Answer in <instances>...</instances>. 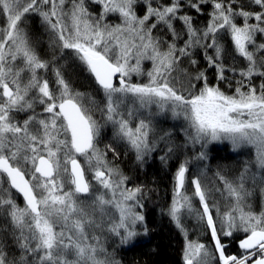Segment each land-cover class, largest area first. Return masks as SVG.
<instances>
[{
	"label": "snow or ice",
	"instance_id": "6c2138e0",
	"mask_svg": "<svg viewBox=\"0 0 264 264\" xmlns=\"http://www.w3.org/2000/svg\"><path fill=\"white\" fill-rule=\"evenodd\" d=\"M121 148L175 163L181 264H264V0H0V264H123L156 189Z\"/></svg>",
	"mask_w": 264,
	"mask_h": 264
},
{
	"label": "trees",
	"instance_id": "16d2710c",
	"mask_svg": "<svg viewBox=\"0 0 264 264\" xmlns=\"http://www.w3.org/2000/svg\"><path fill=\"white\" fill-rule=\"evenodd\" d=\"M206 17H201L200 22H204ZM33 20V25H34ZM32 25V24H31ZM33 30H37L35 26H31ZM86 73L74 76L75 86L81 91H93V86L88 84ZM211 76V73H209ZM259 83V81H256ZM162 119V118H161ZM177 125V120H172L170 117L160 126L170 128ZM111 127L104 129L102 134L103 143H108L111 139ZM101 144V147L103 146ZM122 152L118 163L127 175L133 177L134 183L146 184L149 187L155 188L152 198L147 203V227L148 235L138 238L136 246L128 249L118 250L117 257L123 260V264H181L180 253L183 244L182 237L177 230L172 226L166 215H161V209L166 207L170 199L171 173L174 171L175 163L170 162L167 167L161 165L158 157L162 153L157 152L155 157L149 159L143 168L137 166L134 162V156L124 155L123 148L119 149ZM245 151L246 150H242ZM189 155H193L191 150H188ZM209 164L213 171L216 166H227L231 169L238 159H246L247 156H237L231 151L230 145L226 143H214L209 145ZM111 159V155L109 156ZM197 166H202L197 161H193L190 165L192 171H195ZM211 175V172H209ZM255 209L259 211V201L256 200ZM18 203L22 204V198H18ZM193 238H196L193 236ZM204 239L203 236L200 237ZM207 242V241H205ZM111 243V241H110ZM111 250V249H110ZM235 250V248H233Z\"/></svg>",
	"mask_w": 264,
	"mask_h": 264
},
{
	"label": "rangeland",
	"instance_id": "374dc122",
	"mask_svg": "<svg viewBox=\"0 0 264 264\" xmlns=\"http://www.w3.org/2000/svg\"><path fill=\"white\" fill-rule=\"evenodd\" d=\"M37 23H38V20H35L34 21V25H33V21H32V25L31 26H35L36 27V25H37ZM149 67H150V65H148ZM171 118V117H170ZM163 119V118H162ZM183 122L182 121H179V120H177V125H178V127L182 124ZM219 143V142H218ZM222 143H226V144H228V145H230L228 142H222ZM231 147V146H230ZM23 204V203H22ZM21 204V205H22ZM255 205H256V202L254 201V207H255Z\"/></svg>",
	"mask_w": 264,
	"mask_h": 264
}]
</instances>
